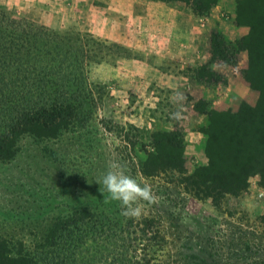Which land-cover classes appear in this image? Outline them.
<instances>
[{"label":"rangeland","instance_id":"374dc122","mask_svg":"<svg viewBox=\"0 0 264 264\" xmlns=\"http://www.w3.org/2000/svg\"><path fill=\"white\" fill-rule=\"evenodd\" d=\"M123 2L129 3L118 4ZM104 3L0 0L3 11L38 30L106 41L105 48L96 47L102 60L88 66V104L78 109L82 119L55 137L23 135L15 157L0 161V240L13 251L34 252L57 217L85 208L128 223L129 249L139 257L148 254L152 264H264V187L257 175L245 192L215 202L187 192L173 169L142 171L162 131L181 136L186 173L207 162L201 128L208 119L195 105L202 99L213 110L236 111L246 100L255 101L258 91L245 76L252 51L236 54L235 65L212 62L208 31L201 50L206 57L199 63L162 62L158 57L173 49L179 22L151 31L110 32L109 37H127L118 41L105 36ZM223 3L215 21L219 27L212 31L232 41L244 35L243 26L235 22V0Z\"/></svg>","mask_w":264,"mask_h":264},{"label":"trees","instance_id":"16d2710c","mask_svg":"<svg viewBox=\"0 0 264 264\" xmlns=\"http://www.w3.org/2000/svg\"><path fill=\"white\" fill-rule=\"evenodd\" d=\"M178 1L200 16H207L218 2ZM234 12L236 24L247 26L248 33L229 41L222 32L211 31L210 61L235 65L236 54L251 50L245 76L258 91L255 104L217 111L198 101L195 109L208 119L201 128L207 162L191 173L183 166L178 131L157 133L153 150L142 162L143 173L173 169L187 192L215 202L245 192L256 175L264 187V0H236ZM79 35L38 30L33 22L0 8V161L15 157L23 135L55 137L82 119L78 109L88 104V66L102 60L96 47L105 48L106 41ZM261 218L264 222V212ZM130 232L128 223L83 208L57 217L34 252L13 251L1 239L0 264H152L148 254L139 257L129 249Z\"/></svg>","mask_w":264,"mask_h":264},{"label":"crops","instance_id":"0c3cea01","mask_svg":"<svg viewBox=\"0 0 264 264\" xmlns=\"http://www.w3.org/2000/svg\"><path fill=\"white\" fill-rule=\"evenodd\" d=\"M118 1L103 0L105 2L103 7H105L106 18L103 28L105 29V36L107 38L125 41L127 39L126 36L121 33H114L112 37H109L110 32H117L123 28L135 32L151 31L157 28L161 29L165 25H169L170 22H179L177 26L180 29L176 33L175 40L172 39L174 44H171V48L173 49L168 57L164 56V58L163 56H159L158 59L166 63L187 65L199 63L198 61H201L202 57H206V55L202 56L201 54L202 38L207 37L208 31L211 32L219 27L215 21L218 19L217 16H219L218 13L220 12L221 5L223 6L224 4V0H218L217 4L211 9L210 16H203L205 19H202L203 17L195 14L189 6L178 0H127L129 2L128 4L125 2L118 4ZM175 3L182 5V7H177ZM226 11L232 13L230 9ZM126 16L128 18L133 16V22L128 23ZM121 20L123 21L117 24ZM213 22L215 24L214 26H212ZM133 25L134 29L132 28ZM241 29H243V34L248 33L247 26H243ZM208 55L210 59V53ZM158 62L161 63V61ZM240 95L244 99H249L242 92ZM256 100L253 102L246 100L245 102L254 105Z\"/></svg>","mask_w":264,"mask_h":264}]
</instances>
